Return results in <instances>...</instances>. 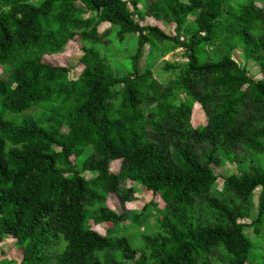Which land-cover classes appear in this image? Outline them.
<instances>
[{
    "label": "trees",
    "instance_id": "trees-1",
    "mask_svg": "<svg viewBox=\"0 0 264 264\" xmlns=\"http://www.w3.org/2000/svg\"><path fill=\"white\" fill-rule=\"evenodd\" d=\"M259 3L0 0V243L11 238L22 253L0 264H264L247 233L264 234ZM146 17L164 27L141 25ZM75 38L82 69L70 78V68L42 59ZM132 39L136 51L121 75L98 47ZM166 43L182 48L186 62L167 63L173 74L159 82L150 63ZM210 45L215 59L207 58ZM236 48L258 64L260 78L238 64ZM195 103L206 115L197 127ZM227 163L238 174L220 190L213 166ZM139 185L163 205L126 208ZM110 194L121 213L109 208ZM154 215V233L134 248L124 233L153 227ZM102 224L104 234L93 228Z\"/></svg>",
    "mask_w": 264,
    "mask_h": 264
},
{
    "label": "rangeland",
    "instance_id": "rangeland-1",
    "mask_svg": "<svg viewBox=\"0 0 264 264\" xmlns=\"http://www.w3.org/2000/svg\"><path fill=\"white\" fill-rule=\"evenodd\" d=\"M37 1V0H36ZM231 6H234L238 0H227ZM39 2V0H38ZM81 5V4H79ZM259 5L264 6V4L259 3ZM193 17H190L192 20ZM141 25H158L159 27L163 28L164 26L157 21H155L152 17H146L144 21L140 23ZM109 26V24H103L99 27V31H103ZM174 28L168 29L165 27V30L171 34H174ZM131 41V42H130ZM89 45V44H87ZM81 42L78 38H75L69 45L66 47L65 51L57 54V55H46L42 59L44 62L66 66L70 68V78H76L78 74L81 72L82 65L80 64V58L82 57V50H81ZM161 46V45H159ZM99 50L104 54L107 53L108 58L110 59V63L112 67L121 75L126 74L128 72V56L132 55L136 51V44L135 40H127L126 44L118 46L113 44L111 46H101L98 47ZM219 49L216 46H207L206 48V55L209 59H215L218 55ZM234 59L238 62L241 67H245L249 74L258 79L261 77L260 68L257 63L248 60L245 57V54L241 48H236L233 51ZM186 62V58L183 55L182 48L176 46L173 43H166L160 49L155 58L150 63V68L154 71V76L159 82H164L170 75L173 74L172 70H166L165 66L167 63L174 64L177 66H182ZM3 73V67L0 66V74ZM177 73V72H176ZM192 123L195 127L206 123V115L203 111L201 105L199 103H195L192 115ZM120 167V163L115 161L111 164V169L114 171H118ZM213 170L215 174L219 176L217 179V187L221 190L223 188L224 178L231 175V174H238L237 169L235 168V164L227 163L223 166H213ZM130 184V182H128ZM260 188H257L254 192L253 196V206L251 211V216L256 217L257 210H258V202H259V195H260ZM156 201L162 206V202L160 198L152 193V191L147 190L145 187L139 185L137 187V192L134 195V199L126 204V208L130 210H140L142 207L149 203L150 201ZM108 206L112 210H116L117 212L121 213L123 208L118 197L115 194H110L107 200ZM161 217L154 215L148 219L150 228L146 230L143 227L140 229L138 226L133 225L127 232L124 234L128 236L130 242L134 248L140 249L143 247V234H152L154 233L153 229L154 226L160 221ZM130 219H127L122 224L128 225L130 223ZM249 222V220H247ZM93 228L104 234L105 232V225H98L93 226ZM142 230H145L142 232ZM247 233L249 238L251 239L255 248L260 249L261 252L264 253V234L262 236H257L251 229H247ZM22 253L20 250L14 247V241L10 239H6L3 243H0V259L4 257L9 258H17L21 257ZM217 258H221L217 256ZM257 264V263H256Z\"/></svg>",
    "mask_w": 264,
    "mask_h": 264
}]
</instances>
